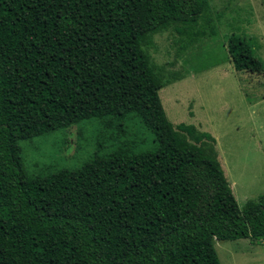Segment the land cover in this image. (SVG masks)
<instances>
[{"label": "trees", "instance_id": "trees-1", "mask_svg": "<svg viewBox=\"0 0 264 264\" xmlns=\"http://www.w3.org/2000/svg\"><path fill=\"white\" fill-rule=\"evenodd\" d=\"M208 0H0V264H221L215 241H264V194L241 210L216 140L175 126L144 46ZM237 71L263 73L229 38ZM161 77V76H160ZM140 119L153 151L119 150L30 179L20 143L93 118ZM101 122V121H99Z\"/></svg>", "mask_w": 264, "mask_h": 264}, {"label": "rangeland", "instance_id": "rangeland-1", "mask_svg": "<svg viewBox=\"0 0 264 264\" xmlns=\"http://www.w3.org/2000/svg\"><path fill=\"white\" fill-rule=\"evenodd\" d=\"M208 2L209 13L192 28L199 35L172 26L155 34L144 50L157 77L166 82L160 97L169 120L215 138L218 161L243 210L264 194V71H237L228 44L233 35L255 43L264 65V0ZM104 119L22 141L27 176L76 170L97 155L108 157L119 150L139 154L156 149L155 136L140 119ZM214 245L221 264H264V244L242 239Z\"/></svg>", "mask_w": 264, "mask_h": 264}, {"label": "crops", "instance_id": "crops-1", "mask_svg": "<svg viewBox=\"0 0 264 264\" xmlns=\"http://www.w3.org/2000/svg\"><path fill=\"white\" fill-rule=\"evenodd\" d=\"M249 241V240H248ZM251 243V242H250ZM252 244V243H251ZM264 244V241L262 242V244H260V245H263ZM254 245V244H253Z\"/></svg>", "mask_w": 264, "mask_h": 264}]
</instances>
